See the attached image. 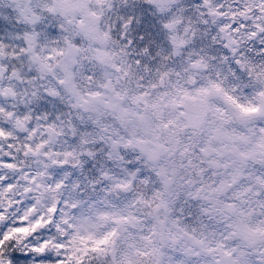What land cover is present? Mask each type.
Listing matches in <instances>:
<instances>
[{
	"label": "clouds",
	"instance_id": "obj_1",
	"mask_svg": "<svg viewBox=\"0 0 264 264\" xmlns=\"http://www.w3.org/2000/svg\"><path fill=\"white\" fill-rule=\"evenodd\" d=\"M0 264H264V0H0Z\"/></svg>",
	"mask_w": 264,
	"mask_h": 264
}]
</instances>
